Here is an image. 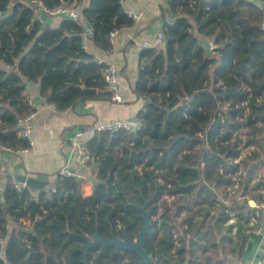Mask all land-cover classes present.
Instances as JSON below:
<instances>
[{"label":"trees","instance_id":"16d2710c","mask_svg":"<svg viewBox=\"0 0 264 264\" xmlns=\"http://www.w3.org/2000/svg\"><path fill=\"white\" fill-rule=\"evenodd\" d=\"M43 1L52 7L61 0ZM166 1L167 48L145 49L141 57L136 90L149 97L140 115L142 129L136 134L99 131L88 138L92 159L87 166L97 168L91 194L83 193L76 175L59 174L43 189L19 190L11 175L0 182L5 188L0 192V264H136L137 253L129 249L101 244L87 254L84 249L96 232L109 238L113 231L118 237L126 231L138 240L144 222L138 205L146 200L152 219L146 248L155 264L238 263L257 209L249 205V187L244 191L243 183L239 197L230 194L239 164L234 162L237 139L229 129L241 127L236 116L251 92L244 124L248 141L261 144L264 101L256 98L264 93V7L251 0ZM80 10L94 28V40L105 48L114 28L133 23L122 0H89ZM85 29V23L66 16L57 27L44 25L27 0H0L1 145H28L16 125L31 111L27 80L39 82L41 94L59 110L109 97L103 64L85 48ZM205 38L216 45L210 55ZM83 84L100 91L89 92ZM215 99L219 108L208 128ZM226 102L222 120L218 111ZM258 150L245 163L256 160ZM165 193L174 195L171 204ZM26 215L31 226L22 223L9 233V216L18 221ZM174 231L180 237L175 251Z\"/></svg>","mask_w":264,"mask_h":264},{"label":"crops","instance_id":"0c3cea01","mask_svg":"<svg viewBox=\"0 0 264 264\" xmlns=\"http://www.w3.org/2000/svg\"><path fill=\"white\" fill-rule=\"evenodd\" d=\"M74 1L77 3V0ZM251 1L263 7L262 2L259 0ZM78 3L77 5L80 8L85 7L89 5V0H82L81 4ZM122 3L127 13L141 12L142 16L133 19L130 26L121 28L110 48L103 47L94 40L93 36L85 35V33L84 44L86 50L95 60L111 61L118 66L121 74L120 87L124 94V100L115 102L111 99V95L106 98L91 97L79 100L65 110H55L41 94L39 82L27 80L25 95L27 101L28 98L33 100L34 105H32V108L36 111L34 129L31 140L20 136L19 133L18 135L27 140L28 145L24 146H28L29 151L19 153L18 148L21 146H4L0 144L1 183L6 182L8 175L16 179L18 174L38 173L49 176L47 186H50L55 183L61 170L67 167L81 178L82 190L85 195L93 192L95 183L89 179L88 175L95 176L97 168L95 165L88 167L78 163L76 149L70 143L69 138L78 128L108 123L115 119L140 118L141 112L146 109L149 97L136 90L143 52L139 49L137 43L143 40H152L157 31L163 27L164 19L167 16L163 12L167 7L166 0H122ZM65 16H51L40 12L37 18L44 25L57 27ZM83 23H85V26L90 25L86 19ZM208 40L210 41V39ZM210 44L211 53H214L215 45L211 41ZM166 48L167 46L157 47L159 50H166ZM89 88L96 89L89 91L94 94L100 91L99 88L94 86ZM223 107L221 108L222 111L225 110ZM227 114L228 118L231 119L230 114L228 112ZM94 134H87V141ZM259 137L261 144H257L256 147H258L260 155L256 160L253 159L249 163H244L246 173H243L240 180V184H244L242 185L244 191H246V187H249V190L245 193H247L249 205L254 206L255 209L260 208L264 203L262 193V189L264 190V132ZM256 181L261 182L260 187L257 189L254 187ZM20 224H22L20 220L16 221L13 216H9V233L17 230ZM237 261V264H264V228L261 231L251 230L244 252L239 258L237 257Z\"/></svg>","mask_w":264,"mask_h":264},{"label":"built area","instance_id":"2783aa9c","mask_svg":"<svg viewBox=\"0 0 264 264\" xmlns=\"http://www.w3.org/2000/svg\"><path fill=\"white\" fill-rule=\"evenodd\" d=\"M27 3H29V5L32 7L36 18L40 12H43L51 16L66 15L78 22L81 21L83 22L85 19L81 13L80 8L78 7L75 1L61 0L60 3L52 7L48 6L43 0H27ZM128 16L131 17L132 19H138L142 16V13L129 12ZM261 25L264 28V17L261 21ZM119 31H120L119 28H114L109 33V39L111 43L115 42V37L119 33ZM93 33H94V28L91 25L86 26L85 35L92 36ZM167 43H168L167 35L164 28L162 27L157 31L155 37L152 40L140 41L137 43V46L139 47L140 50H145V49L156 48L158 46H167ZM211 43L213 42L211 41ZM98 62L100 64H103V72H102L103 78L106 82V88L111 95V99L115 102L123 101L124 94L121 91V87H120L121 74L118 66L111 61L99 60ZM247 89L249 90V92L251 91L249 87H247ZM250 96H251V92L249 93L247 98L242 101L241 103L242 111L239 112V114H237L236 116L238 121L242 123L241 127L239 129H233V128L229 129L233 137L237 139L238 155L236 156V158H234V162L239 164V169L235 172V176H234L235 180L232 188L230 189V193L239 194L238 190L240 187V180L243 173H245L244 170L245 160L252 154V152L256 148V145L253 142L248 141L247 133L249 127L246 124H244L246 123L248 115L251 112V108L249 105ZM256 99L259 103H262L264 101V93L258 95ZM28 103L31 106V111L24 116L18 117L16 125L20 136L31 140V135L34 129V118L36 116V111L35 109L32 108V105L34 104L31 98H28ZM228 104L229 103L226 102L223 108L226 109L228 107ZM50 105L53 107V109L55 110L58 109L56 103L50 102ZM218 116L222 120H224V112L222 110L218 111ZM142 126H143V122L140 118L115 119L108 123L90 125L86 128H78L69 138V141L76 149V159L78 163L80 165H87V163L92 159L90 151L87 147V134H94L99 131H109L111 133L128 131L129 133L136 134L142 129ZM262 126L264 130V123H262ZM18 151L19 153H26L29 151V148L28 146H21L18 148ZM137 168L141 172L143 169V165L139 164ZM60 174L67 176L75 175V173L67 167L63 168ZM13 184L19 190H23L26 187H29L26 181H19L18 179H14ZM4 189H5L4 186H2L0 183V192L3 193ZM53 189L55 190L56 188L53 187ZM262 193L264 197L263 189H262ZM165 198L167 199L169 204H171L174 195L165 193ZM36 199L38 198L36 197ZM159 210H161V207L159 208ZM229 214L231 216L229 222L231 223L235 222L236 218L234 215V211L229 210ZM158 216L159 214L156 215V217ZM20 221L28 227H30L33 222V220L29 215L20 218ZM250 225L253 226L254 229L257 231H261L264 228V203L261 205L260 208L257 209L255 214L252 216ZM235 230L236 227H234L233 231L235 232ZM178 245H180L179 233L174 231V246H173L174 251Z\"/></svg>","mask_w":264,"mask_h":264},{"label":"water","instance_id":"95a60500","mask_svg":"<svg viewBox=\"0 0 264 264\" xmlns=\"http://www.w3.org/2000/svg\"><path fill=\"white\" fill-rule=\"evenodd\" d=\"M262 2L263 7H264V0H259ZM204 44L207 49L208 55L211 54V44L208 39H204ZM83 88L86 89L87 91H94L96 90L95 88H89L83 85ZM213 95V93H211ZM264 107V103L260 105V109ZM218 109V100L215 99V108L213 115L211 117V121L208 125V128L211 126V124L215 120V113L216 110ZM89 179H91L94 183L97 182V179L95 178L94 175L89 174L88 175ZM16 179L19 181H26L28 185L34 189H43L49 184V176L45 174H38V173H29L27 175H16ZM149 201L146 200L144 204L138 205L139 208H141L143 212V226L139 235L138 240H132L130 236L124 232V237H118L116 236L115 232H112V236L109 238L101 237L98 232L94 234L92 237H88V243L87 246L84 249L85 254H87L88 250L92 246H96L101 244L102 247H106L107 245H114L116 249L119 251L120 249H129L132 251H135L137 253V257L133 259L134 263L136 264H155V260L153 257L149 254L147 248H146V239H147V234L149 232L152 219L150 216V212L147 209Z\"/></svg>","mask_w":264,"mask_h":264},{"label":"rangeland","instance_id":"374dc122","mask_svg":"<svg viewBox=\"0 0 264 264\" xmlns=\"http://www.w3.org/2000/svg\"><path fill=\"white\" fill-rule=\"evenodd\" d=\"M263 132H264V130H263ZM245 170V169H244ZM245 173H246V170H245ZM238 193L239 194H236L238 197H239V195H240V189L238 190ZM230 194H233V193H230ZM225 202H227V201H225ZM228 203V202H227ZM231 210V209H230ZM159 211H161V210H159Z\"/></svg>","mask_w":264,"mask_h":264}]
</instances>
